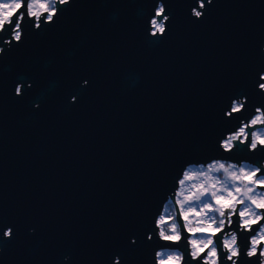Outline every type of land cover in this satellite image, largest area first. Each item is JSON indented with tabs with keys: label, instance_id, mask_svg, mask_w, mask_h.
<instances>
[{
	"label": "water",
	"instance_id": "water-1",
	"mask_svg": "<svg viewBox=\"0 0 264 264\" xmlns=\"http://www.w3.org/2000/svg\"><path fill=\"white\" fill-rule=\"evenodd\" d=\"M202 2L196 20L195 0H70L21 42L0 34V264H158L185 251L154 230L186 168L264 161L220 147L264 109V0Z\"/></svg>",
	"mask_w": 264,
	"mask_h": 264
},
{
	"label": "snow or ice",
	"instance_id": "snow-or-ice-1",
	"mask_svg": "<svg viewBox=\"0 0 264 264\" xmlns=\"http://www.w3.org/2000/svg\"><path fill=\"white\" fill-rule=\"evenodd\" d=\"M69 2L70 0H49V3H39L37 0H10V2L0 0V34H10L12 41L21 42L23 25L26 21L36 29L54 23L58 15V9L55 6L67 7ZM212 2L213 0H207V5H211ZM205 8L206 4L202 0H195V6L191 8V16L196 20L201 19L204 14L202 10ZM165 13L166 5L156 3L151 16L146 20L147 34L149 26L152 28L153 36L163 37L166 34L165 21L169 20V15ZM3 43H7L10 47L8 41H3ZM259 80L264 81V73L259 74ZM257 87L264 92V83H258ZM15 93L17 97L23 95L20 84L15 87ZM73 99L75 100L76 97ZM244 108L245 101L232 100L224 116L231 117L234 113L243 111ZM257 126H264V109L261 107L256 109V115L253 118L247 122L242 121L236 131L224 137L220 142V147L224 151L231 152L239 144L244 145L250 152L264 151V137L253 130ZM207 167V172L197 173L210 180L207 186H201L197 192L182 200L170 201V203L179 205L177 216L173 217L170 214L167 218L173 222L166 225V218L163 214L155 221V235L163 241L175 243L187 241L185 251L174 252L162 259H167L171 264H240V258L244 256L249 261L258 258V264H264V211H259L264 210V196L258 198L255 195H249L254 192V188L250 186L241 192L236 184L241 176H247L248 185L264 186V165L257 166L250 171L240 167L239 175L237 172L230 171L232 165L226 166L223 163L214 162ZM212 172H222L224 180L230 183L225 184L224 180L211 176ZM183 175L184 178L179 180L181 186L191 178L188 172H184ZM233 190L250 201V206L244 207L243 210L237 209L236 205L244 204L245 199H237ZM194 201L199 202L200 207V211L195 214L201 217L196 221L195 226L189 219V214L194 211ZM251 205H254L255 209L250 211ZM234 216L237 218L233 219ZM179 217L183 218V224L179 223ZM5 229L7 231L3 229L2 236L10 239L13 229L11 227ZM185 230L191 233L193 238L189 239L184 236ZM197 233L210 234L204 239H197L195 238ZM241 234H246V246L243 250L240 244ZM147 239L149 241L153 239L151 232ZM156 255L161 256L160 253Z\"/></svg>",
	"mask_w": 264,
	"mask_h": 264
},
{
	"label": "rangeland",
	"instance_id": "rangeland-1",
	"mask_svg": "<svg viewBox=\"0 0 264 264\" xmlns=\"http://www.w3.org/2000/svg\"><path fill=\"white\" fill-rule=\"evenodd\" d=\"M37 2L46 3L44 0H37ZM34 10H36V9H34ZM209 164H211V163H209ZM209 164L202 165V166L199 165L198 167L189 166L188 168H186L185 172H188L191 175V178L186 180L185 184L183 186H181L179 184L178 189L175 192V200H177V199L182 200L187 196H191L193 193L197 192L201 186H207L210 183V180H208L207 177H205L203 175H197V173L207 172L208 171L207 166ZM234 172H236V171H234ZM210 175L217 177L221 180H224V176L221 173L212 172V173H210ZM183 178H184V175L182 176L181 179H183ZM237 182H238V180L236 181V184H237ZM224 183L228 184V183H230V181L224 180ZM233 194L238 196V194L235 193V190H233ZM213 203H214V201H213ZM250 204L251 203H245V206L249 207ZM177 206L179 208V205H177ZM193 208H194V211L189 214V219L192 221V225L195 226L196 221L201 218L200 216H197L195 214V213L200 211L199 202L194 201L193 202ZM251 210H252V206L250 207V211ZM161 214H163L165 216L167 224H170L173 222L172 220L167 219L169 217V215L171 214L170 210L167 207L164 208V211H162ZM209 234L210 233H197L195 238L204 239ZM191 238H193V237L191 236ZM158 253L161 254V256L158 257V259H157L158 264H171V262L168 261L167 259H162V257H167L165 254H162V251H159Z\"/></svg>",
	"mask_w": 264,
	"mask_h": 264
},
{
	"label": "flooded vegetation",
	"instance_id": "flooded-vegetation-1",
	"mask_svg": "<svg viewBox=\"0 0 264 264\" xmlns=\"http://www.w3.org/2000/svg\"><path fill=\"white\" fill-rule=\"evenodd\" d=\"M44 1L46 3H49V0H44ZM8 2H10V0H8ZM8 40H9L8 38L4 39V41H8ZM262 83H264V81H262ZM257 108H255V111H254L253 115L251 116V118H253L256 115V109ZM253 130L256 131L261 137H264V126H257ZM214 162L223 163L226 166L227 165H232V168L230 169V171H236L238 175H239L238 169L240 167H243L246 171H250L251 169H253V168L257 167V166L264 165V161H260V164L259 165H255L254 163H252L250 161H241L240 163H236V162L228 161V160L212 161L210 163L213 164ZM193 166L198 167L199 165H193ZM200 166H202V165H200ZM221 174H223V173L221 172ZM247 181H248V177L247 176H241L240 179L238 180L237 185L240 187L241 192H243L246 187H249L250 186V187H253L254 188V192L249 193V195H255L258 198L261 197V196H264V186H262V185H248L247 184ZM242 198L245 199V203H251L246 198H244V197H242V196H240L238 194L237 199H242ZM245 203L244 204H238V205H236L237 209L243 210V208L246 207L245 206ZM251 206H252V210H254L255 209V206L254 205H251ZM259 211H264V210H259ZM182 220H183V218H182ZM183 223H184V220H183ZM191 236H192V234L189 233L188 238L191 239ZM177 251L178 250L173 251V252L162 251V254H165L166 256H169V255H172L174 252H177Z\"/></svg>",
	"mask_w": 264,
	"mask_h": 264
},
{
	"label": "trees",
	"instance_id": "trees-1",
	"mask_svg": "<svg viewBox=\"0 0 264 264\" xmlns=\"http://www.w3.org/2000/svg\"><path fill=\"white\" fill-rule=\"evenodd\" d=\"M166 207L170 210L171 215H172L173 217H175L174 207H173L172 203L167 202V204L165 205L164 208H166ZM163 211H164V209H163ZM166 224H167V222H166Z\"/></svg>",
	"mask_w": 264,
	"mask_h": 264
},
{
	"label": "bare ground",
	"instance_id": "bare-ground-1",
	"mask_svg": "<svg viewBox=\"0 0 264 264\" xmlns=\"http://www.w3.org/2000/svg\"><path fill=\"white\" fill-rule=\"evenodd\" d=\"M163 211V210H162Z\"/></svg>",
	"mask_w": 264,
	"mask_h": 264
}]
</instances>
